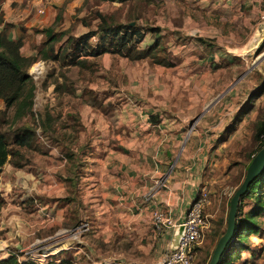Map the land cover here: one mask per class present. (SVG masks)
<instances>
[{
    "label": "rangeland",
    "instance_id": "obj_1",
    "mask_svg": "<svg viewBox=\"0 0 264 264\" xmlns=\"http://www.w3.org/2000/svg\"><path fill=\"white\" fill-rule=\"evenodd\" d=\"M219 2L227 0H124L112 3L58 0L44 3V13L39 14L37 0L0 1L1 30L8 37L22 39V55L40 58L41 53L51 47L57 55L56 61H43L42 74L33 79L36 86L34 117L15 122L10 110V128L7 130L11 140L12 132H20L23 126L36 127L38 115L50 112L53 117H58L54 127L58 143L47 136L37 137L49 152L47 140L57 144V149L65 154L69 149H85L86 135L80 121L75 120L79 118L75 112L80 107L86 106L107 117L117 112L116 107L105 110L103 104L108 96L121 94L125 65L122 66L117 58L110 65L107 60L97 58L88 59L82 70L73 67L71 54L77 39L94 33L90 43L95 46L101 35L103 16L107 24L135 25L145 37L140 49L160 43L165 59L174 67L160 68L158 75L153 72L152 78H158L159 90L167 91L170 98L176 96L174 103L184 109L194 106L190 129L207 131L205 134L218 138V144H222L221 153L204 175L205 182H211L206 189L209 204L204 208L209 228L193 264H208L213 247L225 231L229 210L227 199L239 188L252 157L257 154L256 126L264 121V20L261 18L264 0H260L259 8L250 6L237 17L232 14L233 9L218 7ZM48 30L52 31L53 43L46 34ZM198 39H203L204 43ZM166 83L168 86L164 87ZM0 108L4 109L2 102ZM69 111L72 113L67 114ZM69 115L76 116L71 118ZM65 122L69 127L61 129ZM11 148L16 151L14 146ZM20 154L23 156L22 169L13 168L8 157L0 172V193L8 194L9 199L25 193L26 188L17 183L25 181L26 174L32 177L28 181L30 188L34 183L38 186V175L50 166L60 164L36 151L22 149ZM60 200L55 201L64 205ZM243 203L241 218L253 209V202ZM73 206L71 203V209ZM258 228V235L249 234L244 240L249 250L240 256L235 253L233 264H264V212L258 218ZM24 252L11 255L25 261L46 260L44 264L51 259L31 254L24 257Z\"/></svg>",
    "mask_w": 264,
    "mask_h": 264
},
{
    "label": "crops",
    "instance_id": "obj_2",
    "mask_svg": "<svg viewBox=\"0 0 264 264\" xmlns=\"http://www.w3.org/2000/svg\"><path fill=\"white\" fill-rule=\"evenodd\" d=\"M259 3L227 0L217 6L233 9L237 17L250 6L259 8ZM99 58L108 65L117 58L125 65L121 94L108 96L103 104L105 110L116 107L117 112L107 117L80 107L75 113L86 135L85 149H69V160L68 151L61 153L52 139L47 140L50 152L46 147L45 154L60 164L42 171L38 186L30 188L32 177L26 174V180L17 183L25 193L13 199L0 193L5 203L0 211V260L25 251L24 257H51L48 263L53 264H158L171 250L176 229L157 233L151 221L153 207L180 224L200 189L211 186L204 180L205 171L222 144L207 131L191 130L194 106L184 109L174 103L176 96L160 91L158 78H152L154 71L158 75L160 68L174 65L129 61L109 53ZM36 63L43 65V60ZM37 135L43 139L38 130ZM151 191L154 196L147 203Z\"/></svg>",
    "mask_w": 264,
    "mask_h": 264
},
{
    "label": "trees",
    "instance_id": "obj_3",
    "mask_svg": "<svg viewBox=\"0 0 264 264\" xmlns=\"http://www.w3.org/2000/svg\"><path fill=\"white\" fill-rule=\"evenodd\" d=\"M1 1V0H0ZM104 2H122L124 0H97ZM151 1V0H146ZM1 9H0V19ZM102 24L100 25L97 44L94 46L90 43L91 38L95 36L94 33L86 34L75 42V48L71 57L73 58V67L82 70L86 67L88 59H97L103 54L109 53L126 58L129 61L148 60L152 64L164 67L173 66L165 56V51H162L159 42L153 46L140 49L139 45L143 42L144 34L136 30L135 25L125 24H107L105 17H101ZM50 43L54 42L52 31H46ZM23 47L22 39L11 40L4 32H0V102L4 104V109L0 108V169L6 164L8 157L11 158V164L15 169H22L24 165L21 163L23 156L20 154L21 150L36 151L39 154L46 155V149L37 140V130L40 131L41 136L50 137L58 143L55 126L58 124V117L46 111L43 115H38V125L23 126L20 132H12V139H9L7 130L9 120V111L12 110L14 114V121H22L25 117H34V98L36 86L28 71L30 67L39 59L57 60V55L53 47L49 51L41 53V57H26L22 55L21 49ZM59 89L56 86V91ZM74 118L76 115H69ZM77 122L79 118L76 117ZM69 126L67 122L62 123L61 129H66ZM264 121H261L256 126L255 140L259 142L258 153L264 148ZM14 146L16 151L11 147ZM67 158L72 159L73 154L68 151ZM255 153V154H256ZM254 154V155H255ZM253 158V157H252ZM252 161V160H251ZM243 182V181H242ZM258 183V184H257ZM242 184V183H241ZM240 187V186H239ZM264 169L263 171L248 185L245 193L239 200L236 216V230L226 248L219 264H233V255L238 253L241 255L242 251L249 250L247 244L244 243L247 236L258 234V218L264 212ZM244 201L253 202V209L245 213L244 217H240L242 213V206ZM230 203V202H229ZM4 200L0 195V211L4 206ZM223 224V221H222ZM224 232L222 233V235ZM211 258V257H210ZM210 261V259H209ZM209 263V262H208ZM0 264H40L36 261L19 260L15 255H10L6 259L0 260ZM53 264V263H45Z\"/></svg>",
    "mask_w": 264,
    "mask_h": 264
},
{
    "label": "built area",
    "instance_id": "obj_4",
    "mask_svg": "<svg viewBox=\"0 0 264 264\" xmlns=\"http://www.w3.org/2000/svg\"><path fill=\"white\" fill-rule=\"evenodd\" d=\"M58 0H37L38 13H44V3L51 4ZM264 20V13L261 17ZM42 74V64L36 63L31 67L30 76L32 79H38ZM264 141V137H262ZM160 185V183H159ZM154 191H151L145 201L152 202ZM209 204L208 193L206 189H200L197 197L187 209L185 216L180 224L173 222L164 212L156 207H153L151 213V221L154 230L157 233H164L167 229H177L179 226H184V236L180 244L175 250H168L159 259L158 264H193L198 255V249L204 242L205 231L209 228L208 216L204 215V208ZM86 231V226L82 227ZM40 263V262H38Z\"/></svg>",
    "mask_w": 264,
    "mask_h": 264
},
{
    "label": "water",
    "instance_id": "obj_5",
    "mask_svg": "<svg viewBox=\"0 0 264 264\" xmlns=\"http://www.w3.org/2000/svg\"><path fill=\"white\" fill-rule=\"evenodd\" d=\"M264 169V148H262L252 159L246 169L245 178L240 187L235 191L229 204V212L227 217V227L224 234L218 240L208 264H219L221 258L228 247L236 230V216L239 200L245 193L248 185L263 171ZM1 172V169H0ZM184 236V226H179L175 230L171 250L178 248L181 239Z\"/></svg>",
    "mask_w": 264,
    "mask_h": 264
}]
</instances>
